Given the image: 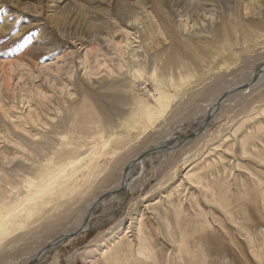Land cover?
I'll use <instances>...</instances> for the list:
<instances>
[{
	"label": "rangeland",
	"instance_id": "obj_1",
	"mask_svg": "<svg viewBox=\"0 0 264 264\" xmlns=\"http://www.w3.org/2000/svg\"><path fill=\"white\" fill-rule=\"evenodd\" d=\"M34 1H23V8L35 6ZM79 1L42 0L41 14L31 15L36 25L27 27L17 37L14 34L18 29L28 24L21 19L23 13L30 16L27 11L14 10L16 17L10 18L12 24L0 25V61H14L23 53L39 65L30 75L24 72L22 77L16 70L9 90L2 85L3 67H0V210L23 206L27 194L49 182L56 169L77 154H88L97 147L106 155L98 158L99 166L92 175L90 172V177L75 181L77 188L40 207L21 228L13 225L8 233L0 232V264H26L52 240L74 231L89 202L118 183L127 163L146 149L170 145L173 141L177 144L182 135L196 131L206 116L202 110L211 98L230 89V83L248 78L264 64V7L236 20L238 0H201V5L197 1L188 5L183 0ZM48 5H53L54 10L48 11ZM0 7L12 6L3 3ZM177 10L196 13L195 22L190 23L192 27L184 25L181 21L184 17L180 18ZM166 13L171 22L167 21ZM0 20H4L3 15ZM166 26L174 33L173 37L166 34ZM135 31L138 35H133ZM242 31L252 34L234 46V37ZM117 44L143 55L136 54L137 58L132 59L131 51L127 50L123 59L115 60L111 66L113 73L99 77L110 68L105 62L115 56ZM223 44L227 48L231 44V59L218 51ZM33 45L46 50L40 47L34 50ZM170 52L174 61L167 64ZM48 67L54 71L51 75L45 70ZM46 76L51 79H45ZM161 89L172 94L167 97L169 106L143 133L140 125L145 119L136 115V106L142 99L155 104ZM26 100L30 108L39 111L41 122L36 125L26 119L29 110ZM263 102L264 81L223 102V108L214 114L205 132L210 134L208 139L217 138L207 146L206 137L194 145L193 150L201 146L202 151L191 152L188 144L183 147L189 150L186 153L189 160L179 167H176L181 155L178 148L204 131L169 149L178 154L166 156L167 150L146 155L140 164L130 168L128 189L101 202L80 235L43 254L34 264H107L102 251L110 247L126 264H146L131 260L134 253L137 255L139 236L153 247L155 264H180L174 246L163 236L165 219L170 224L169 230H176L174 206L184 212L181 223L189 232L195 226L198 228L197 222L202 220L193 218L198 213L212 214V203L207 204L206 200L210 198L208 188L216 193L228 189L233 209L240 205L237 199L246 186L259 181L264 188V161L259 152L264 151V117L256 116ZM248 115L254 118L247 123ZM258 126L263 127L262 131ZM248 136L252 137L246 141ZM103 142L110 144L105 150ZM112 150L115 153L108 155ZM209 151L208 158L203 159ZM86 154L81 157H87ZM212 158L214 164L207 168L205 164ZM188 173L195 174L193 181L186 178ZM69 182L65 178L62 184ZM179 183H182L179 192L170 196ZM248 193L256 197L255 192ZM212 206L213 215L219 220L213 218L217 235L208 233L205 238L211 255L217 258L214 264H258L244 240V228L227 219V213L224 215L217 205ZM258 207L263 209L260 203L245 205L247 212H252L256 227L261 221ZM141 214L142 234H138ZM226 229L232 230V234L237 232L245 242L240 250L237 248L235 252L229 242L223 241ZM261 230L264 239L262 225ZM215 239H222L223 244V249L217 252ZM195 242L191 239L188 244L192 246ZM186 254L183 250L179 252L180 256ZM221 257L227 261L221 263ZM262 259L264 263V256Z\"/></svg>",
	"mask_w": 264,
	"mask_h": 264
},
{
	"label": "bare ground",
	"instance_id": "obj_2",
	"mask_svg": "<svg viewBox=\"0 0 264 264\" xmlns=\"http://www.w3.org/2000/svg\"><path fill=\"white\" fill-rule=\"evenodd\" d=\"M23 1H26V0H2V2L4 4H6V6H7V3H8L12 7L10 9H8L7 7H4V8L0 7V16L1 15L4 16V20H0V22H1L0 25H2V26L12 24L13 19H10V18L14 17V19H15V17H16L15 14L16 13L14 12V10H16V9L17 10L20 9L22 12H25V13L27 11V13L30 14V16H27V15L23 16L24 13L22 14L21 19L23 21H27L28 22V24H27L28 26L27 25L26 26H22L20 29H18V31L14 34V37H17V36H20L21 34H23L25 32V30L27 29V27L35 26L36 25V23H35L36 19L33 20L31 18V15H35V16L36 15H40L41 14V9L43 8V6L41 5L42 0H35L34 1L35 2V6L32 5V4H29L30 6L25 7V8H23V6H22V5H24ZM52 1H54V0H52ZM80 1L84 2L85 0H80ZM80 1L78 3H81ZM183 1H185L188 5H193L196 1L198 3L201 2V0H183ZM2 2L0 4H3ZM91 2H92V0H91ZM52 6L53 5H50V6L48 5L47 6L48 11H53L54 10V9H52ZM78 6L80 7V4ZM263 7H264V0H238L237 1V5H236L237 13H236L235 19L236 20H239L240 18L241 19L242 18L245 19L250 12L254 13L256 10L260 11ZM199 11H202V10H199ZM197 14L199 15V12H197ZM177 15L180 18L184 17L181 21L184 23L185 26L189 25V27H192V26H190V23L192 22V20H193V23L195 22V19H193V18L196 15V13L194 11H192V10H188V11H186V10H177ZM50 16H51V14H50ZM63 18H64V16H63ZM135 18L136 19L134 20V22L138 21V17H135ZM171 20H172L171 16L167 14V21L171 22ZM166 29H168V31L165 30L166 34H169L168 37H173L174 33L169 30L168 26H166ZM136 33L138 35L139 32L135 31L133 33V35H136ZM251 34L252 33L248 32V31L240 32L237 36L234 37L232 44L234 46L238 45L240 40L249 39ZM238 36H239V38H238ZM165 39H168V38H165ZM39 47L44 49L43 47H41V45H33L32 46V48L34 50L38 49ZM125 47L126 46H122L121 44H117L115 46V48H114L115 56L111 57V58L109 57L108 60L105 62V64H109L110 65V68H107V70L104 72V74H102L99 77H105L106 75L113 73V70H112L111 66L115 65V60L116 61L117 60H121V58L123 57V55H125L124 53L127 50L131 51L130 54H131V58L132 59L137 58L135 56L136 54L143 55L139 51H136V50L133 51L132 49H129L128 47L125 49ZM230 48L232 49L231 44L228 45V48L225 47V45L223 44L222 47L218 51H220V53L223 54V56L225 58L227 57L228 59H231L233 53H231ZM44 50H46V49H44ZM99 50H101V49L100 48L97 49V51H99ZM167 54H168V56L166 57L168 59L167 64H170L171 62L174 61L173 53L170 52V53H167ZM210 54L213 55V53H210ZM214 54L217 55V53H214ZM4 64H7V65H4ZM105 64H104V66L106 67ZM0 65H1L0 66L1 68L3 67V69H1L2 70V75H3L2 85H4V87L7 90H9L11 88L10 85L12 84V82H11L12 75H13V73H15L16 70L18 71V69H19L20 77H22L23 75H25V73L30 75L31 72L33 71V69L35 67L39 66L37 64V62L33 61L27 54H23V53H21V55H19L17 57V59L14 60V61L1 60L0 61ZM54 67H56V66H54ZM47 69L49 70V73H48L49 75H51V73L54 72L53 70H51L52 67L45 68V70H47ZM57 71L58 70H56V72ZM254 72H255V70L252 71V74L248 78L242 80L241 82L234 81V82L230 83L229 84L230 85V87H229L230 89L225 90L222 93H218L215 97L211 98V100L209 102H207L205 108L202 111H203V113L206 112L205 115H207L209 113V115H210L209 122L211 120H214L213 118H215L214 116L216 115V113L223 108V106L221 105V104H223V102H225V101L227 102L229 100H233L239 94L245 93V92L250 90L249 89V90H245L243 92H237V93L230 92L231 90L237 88L238 85H243L244 83H247L251 79V77H252ZM262 72L257 77V80H256L254 86H256L258 83L264 81V72L263 73ZM50 77L46 76L45 79H47V78L51 79ZM156 82H158V81H156ZM157 88H161V86H158ZM225 92H229V93L227 95L222 96L223 93H225ZM170 95H172V94H170L169 92H166L165 90L161 89L160 93L156 95L155 104H149L148 102L144 101L143 99L138 102V105L136 106V109H137V114L136 115H138V116L142 115L141 117H143L145 119V122H144L145 125L144 124L140 125V130L143 131V133L146 131V129H148L149 126H151L154 123V121L158 117L163 115V113L167 110V108L169 106V103H170V102H168L167 97L170 98ZM22 97H23V95H22ZM219 98H222V101H221L219 107L217 108L215 106V103L218 101ZM26 101H27L26 104L29 107L30 102L28 100H26ZM203 113H202V116H203ZM257 115H259V116L262 115L264 117V102L257 108L256 116ZM246 118H247V120H245V121L248 123L254 117H251V116L248 115ZM26 119L29 120L28 123H32V124H35V125L38 124V122L40 121L39 111L35 110V108L33 109V107L32 108L29 107V110H27ZM204 119H205V117L203 118V121H204ZM203 121H202V123H203ZM209 122L205 125V127L202 130L204 132L200 135L201 139H198L200 136L195 138V139H192V140H189V139H191V138H189L188 139L189 141H187V143L183 144L182 146H180L178 148V150H180L181 155L179 156L180 158L176 161L177 162V166L176 167H179L180 165H182V163L183 164L187 163V161L189 160L188 159L189 155L186 154L187 151H189V150H186V149L183 150V147H185L187 144L189 145V149H190L191 152H197V151H202L204 148H201V146H198L199 148H197L196 150H193V147H194V145H197L203 138H205V137L207 138L205 146H207L208 143L211 140L213 141L215 138H217V136H213V137L208 139L210 134L205 133V132L208 129ZM14 127L16 128V126H14ZM258 127H260V126H258ZM15 128H14V131H15ZM262 129H263V127L261 126L258 130L262 131ZM202 131H199V132L196 131L197 133L195 134V136H197ZM99 134H101V133H99ZM195 136H193V137H195ZM251 137L252 136H250V137L248 136V139L246 141L250 140ZM103 144H104V142H103ZM108 145H110L109 142H106L102 146V148L105 150L106 149L105 147H107ZM152 147H154V146H152ZM155 147H157V146H155ZM212 148L215 149L216 145H214ZM170 150H172V149H170ZM170 150H169V152L167 154H165L166 156L168 154H172V155L174 153L178 154L175 151H170ZM255 150H256V148H255ZM115 151L116 150H112V152H109L107 154L111 155V154L115 153ZM256 151H258V150H256ZM259 152L262 153V155L260 153V157L262 156L261 158L264 161V151H259ZM259 152H257V153H259ZM208 153H210V151L204 154V158L203 159L208 158ZM85 154H86L85 152L77 154L76 157H74V159L73 158H72V160L70 159V162H68V163L66 162V164H64L63 167H60V168L56 169V172L53 173L49 177V182L41 184L39 186V188H37L34 191L33 194L32 193L27 194L24 197L26 205L25 204L23 206L21 205L22 207L21 206L18 207L19 205H14L11 210H7V211L4 210V212L2 210H0V232H1V234H4L6 232L8 233L9 228L11 226H13V225H19V228H21V226L24 224L25 220L29 221L32 218L33 214L37 213V211L39 210L40 207H42L43 205H46L47 203H50L57 196H62L68 190H72V189L77 188L78 184L75 181L81 180V179H83L81 177H85V176L88 178L90 172H91V175H92L93 170L96 168V166H99L98 162H97L98 158L103 156V154L106 155L103 150L102 151H98L97 147H95L94 150L90 151V153L86 154L87 157H84V158H87V159H86V161H83L84 158L81 157V156H84ZM260 157L259 158L257 157L259 161L261 160ZM203 159H200L199 163H201L203 161ZM142 161H143V159H142ZM214 161H215V159H213V158L211 160L207 161L206 164H205L207 166V168L211 167L212 164H214ZM261 162H262V160H261ZM129 163H127V165ZM138 163L140 164L141 162H138ZM68 171H71V172L69 173ZM98 171H99V169H96L95 173H97ZM73 174H76V175L73 176ZM130 175H132V169H130L128 171V173L126 174V177H125L126 178V182H127L126 183V188L130 185V183L128 182V181H130V179H129V177H131ZM45 177H46V175H45ZM122 177H123V173H122V176H121L120 180L118 181V183L116 185H113L112 188L107 190V191L116 190L119 187L120 183H121ZM194 177H195V174L190 173L186 178L189 181H193ZM65 178L67 180L71 181V182L62 184V181ZM161 184H162V182H160L159 187H160ZM181 185H182V183H179L177 186L173 187V189H175V191L173 193H171L170 196L175 195L176 193H178L179 190H180ZM262 185L263 184H260L259 181H258L255 185L253 183V185L246 186L245 189L240 193V198L238 196V199H237V201H239V200L241 201L240 205H237V207L234 208V209L232 207H230V203L232 205V202H231L232 201V199H231L232 195L229 194L230 191L228 189H222L221 191L216 193V192L213 191L212 188H208L207 191H208V193L210 195V198L206 199L207 200V204L208 203H212V205L213 204L217 205V207H219L221 209V211L223 212L224 215H226V213H227V215H228V216L226 215L228 217L227 219H230L236 225H239L241 229L244 228V231H242L243 233L245 232V234H246V236L244 237V240L247 242V245L250 248V250H251L252 254L254 255V257L258 260V264H264L263 263V259H262V256H264V243L262 242L263 237L261 235V231H262L261 230V225L264 226V211H263V209H264V188H262ZM202 188L205 189L204 186H202ZM207 191H206V193H207ZM248 192H251V193L255 192L256 193L255 194L256 197H254L253 195L249 194ZM104 193H102V194H104ZM116 194L118 195V193H116ZM113 195H115V194H113ZM113 195L110 196L109 198H113L114 197ZM97 198H94L86 206V209L84 210V214L82 215L81 221L79 222L78 227L74 231L78 230L82 226L84 218H85V215L87 214V212H88L89 208L91 207V205L97 200ZM169 198H171V197H169ZM37 199H39V200H37ZM105 199H108V198H105ZM104 200H102L101 202H103ZM169 200L171 202V199H169ZM172 202H173V200H172ZM247 203H252L253 206H256V205H258L260 203L261 206L263 207V209L261 207L257 208L258 209L257 215L261 218V221H259L257 223V227L254 224L255 222L252 219V217H253L252 212L251 211L247 212L248 209L247 210L245 209V205ZM173 205H174V203H173ZM212 205L210 207L212 209L211 210V213H212L211 215L210 214L208 215V213L206 212V213H198L195 217H193L194 219H202V220L198 221L199 223L197 222L198 228H197V226H195L194 227L195 229L192 230V231H189V232L186 231V229H184L183 223H181V221H182L181 215L184 212H182V210L179 209V208L177 209L175 206L173 207V209L175 210L174 213H175L176 230H169V227H170L169 225L170 224H168L166 222V219L164 220L166 222V223L164 222V224H165L164 226H165L166 230H165V233L163 234V236L168 238L170 240L171 244L174 246L175 250L177 251V255L179 257L180 264H186V261L188 262V264H214L215 261L217 260V258H215L214 255H211V253H210V249L211 248L208 247V241L205 238L208 233L209 234H213V235H217V233H216V226L217 225L214 226L213 224L215 223V221H219V220L216 219L214 217V215H213V206ZM25 207H26V209H25ZM94 209L92 210V212L90 214V218H91V216L93 214ZM24 210H26V211H24ZM22 211H24L25 214L22 215ZM8 213H10V215H8ZM213 218L215 219V221L213 220ZM143 219H144V216H143V214H141L140 217H139L138 225H137V229H138V232H139L138 234H142L141 227L143 225L142 224ZM189 219H191V217ZM244 221L246 222V224H243ZM248 221H249V223H248ZM220 225H221V222H220ZM74 231L63 233L62 236L66 235V234H70V233H72ZM230 231H232V230H227L226 229L227 233H225L223 231V235L225 236V240H223V241L229 242L231 244L233 250L236 252L237 248H238V250H240V248H242V247H240V245L241 244L243 245V243H245V242L242 241V239L237 235V232L236 233L234 232V234H232V232H230ZM235 231H236V229H235ZM227 238H229V239H227ZM70 239H72V238H70ZM191 239H195V241H196L195 244H193L192 246H191V243L188 244V241L191 240ZM221 241H222V239H215L214 250L216 252L221 250V249H223V244H221ZM263 241H264V239H263ZM147 242H148V240H145L144 238L139 236V238H138L137 255H135V253H134L135 257L132 256L131 260H133L135 262L137 260H141L142 262H146V264H155L154 258H153V247H150V245H148ZM113 245H116V244H113ZM44 247L41 248L39 251H37V253L33 256V258L40 252H43L41 255L46 254L47 252L44 250ZM54 248L55 247H53L51 250H53ZM206 249H209V250H206ZM111 250H112V248L110 247V248H108V251H107V249L106 250L103 249V251H102L103 252V256H104V260L106 261L107 264H126L122 259H119L120 254L114 253V251H111ZM182 250L187 252V254H186L187 256L186 255L185 256H180L179 255V252L182 251ZM106 253H107V255H104ZM226 261H227L226 258L221 257V261H220L221 263H225Z\"/></svg>",
	"mask_w": 264,
	"mask_h": 264
},
{
	"label": "water",
	"instance_id": "obj_3",
	"mask_svg": "<svg viewBox=\"0 0 264 264\" xmlns=\"http://www.w3.org/2000/svg\"><path fill=\"white\" fill-rule=\"evenodd\" d=\"M264 70V64L257 67L255 69V72L253 73L251 79L247 82V83H244L243 85H238L237 88L231 90L230 92L232 93H237V92H243L245 90H249L251 89L254 85H255V82L257 80V77L259 76V74ZM264 72V71H263ZM262 72V73H263ZM229 92H225L223 93L222 96L224 95H227ZM222 101V98H219L218 101L215 103V106L218 108L220 103ZM209 118H210V115L209 113L205 116V119L202 123V125L196 130V131H202L203 128L205 127V125L209 122ZM196 131L194 132H191L189 134H186V135H182L180 137V141L177 143V144H173L171 143L170 145L169 144H165V145H160V146H157V147H154V148H150V149H146L144 151H142L140 154H138L127 166H125L124 170H123V177H122V180H121V183L119 185V187L114 190V191H107L105 192L104 194H102L101 196H99L97 198V200L91 205V207L89 208L87 214L85 215V218H84V221H83V224L82 226L70 233V234H66V235H61L59 237H57L56 239H54L51 243H49L48 245H46L44 247V250L46 252L50 251L53 247H56L62 243H64L65 241H67L68 239L70 238H73L79 234H81L85 229H86V226L89 222V219H90V214L92 212V210L102 201L104 200L105 198H108L110 196H112L113 194H116V193H119V192H122L123 189L126 188V174L128 173V171L130 170L131 167H133L134 165H136L138 162H140L146 155L148 154H151V153H156V152H160V151H167L169 149H172L174 147H177L178 145H180L183 141H187L189 138H192L193 136H195V134L197 133ZM43 252H40L38 253L34 258H32V260H30L28 263L26 264H34L35 262H37L39 259H40V256H42Z\"/></svg>",
	"mask_w": 264,
	"mask_h": 264
}]
</instances>
